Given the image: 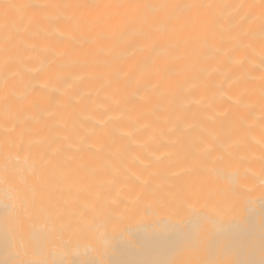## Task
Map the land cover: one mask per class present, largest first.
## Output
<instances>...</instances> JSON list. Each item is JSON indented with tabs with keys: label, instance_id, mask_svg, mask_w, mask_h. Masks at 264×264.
Returning a JSON list of instances; mask_svg holds the SVG:
<instances>
[{
	"label": "bare ground",
	"instance_id": "bare-ground-1",
	"mask_svg": "<svg viewBox=\"0 0 264 264\" xmlns=\"http://www.w3.org/2000/svg\"><path fill=\"white\" fill-rule=\"evenodd\" d=\"M0 264H264V0H0Z\"/></svg>",
	"mask_w": 264,
	"mask_h": 264
}]
</instances>
